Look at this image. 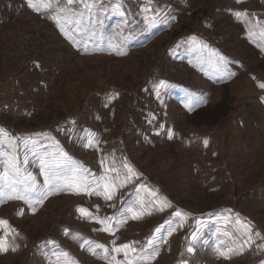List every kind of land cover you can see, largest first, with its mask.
<instances>
[{"label": "rangeland", "instance_id": "374dc122", "mask_svg": "<svg viewBox=\"0 0 264 264\" xmlns=\"http://www.w3.org/2000/svg\"><path fill=\"white\" fill-rule=\"evenodd\" d=\"M115 2L85 13V25L104 20L85 49L50 18L66 0L39 12L0 0V152L14 140L21 172L41 186V159L58 149L90 180L118 185L112 200L57 191L34 212L22 200L0 203L18 233L0 264H110L124 260L112 249L132 241L155 253L147 264H264V0H121L123 16ZM212 50L226 70L209 62ZM190 94L206 102L190 111ZM138 205L139 219L99 223ZM109 223L114 234L102 231Z\"/></svg>", "mask_w": 264, "mask_h": 264}, {"label": "snow or ice", "instance_id": "6c2138e0", "mask_svg": "<svg viewBox=\"0 0 264 264\" xmlns=\"http://www.w3.org/2000/svg\"><path fill=\"white\" fill-rule=\"evenodd\" d=\"M59 3V0H56ZM239 2V0H238ZM75 4H79L82 6L81 11H77L72 6ZM28 6L33 8V10L39 12L42 9H49L52 7V0H28ZM96 7V0H66L65 6L63 8L58 9V13L55 16L50 17L55 20L57 26L60 28V31L66 36V38L72 42L74 45L84 44L85 49L87 48V44L97 36L98 33H101L103 29L104 20L101 18V14L97 15V18L87 25L84 23L85 13L91 15L93 9ZM101 5V9H102ZM113 7L120 12L123 16L124 12L122 11V3L121 0H116ZM143 12H147V8L142 9ZM234 15L239 19L241 17H246V12L236 11ZM63 17V20H61ZM145 20L149 23V27L153 26L155 21H148V18L145 17ZM166 22V21H161ZM127 22L125 21V26ZM257 25L261 29V35L264 36V24H260L257 21ZM123 32V29H121ZM251 36V33H249ZM79 37V39H78ZM193 41L196 40L195 37L191 38ZM203 48H207L206 44L200 42ZM110 47H117L116 45H110ZM215 55V60L211 57L209 58V62L214 63V65L218 68H224L226 70V65L228 63L227 58L219 55L218 52L212 50ZM118 54H122L119 53ZM38 66V65H37ZM227 75H234V73L227 72ZM167 87V85L161 81L160 85L157 88V96L160 95V89ZM259 87L264 89V83H260ZM113 94L108 97L109 101L115 98ZM202 102H206L203 97L197 96L194 94H190L188 97V102L185 104L190 111L193 107L199 106ZM0 135L7 136L3 128H0ZM168 136L172 138V132L169 130ZM88 139V138H85ZM205 145L207 141L204 142ZM9 150H5L0 152V155L6 157L3 172L0 173V203L5 202L6 200H22L27 204L31 210L35 211V206L38 204H42L45 199L49 195L54 194L57 191H71L75 194L79 195L81 193L88 195H97L102 196L105 200H112L115 194V189L118 186L116 183H113L109 180L107 176L93 177L91 180L88 178V170L83 169L79 166L70 167L68 164V157L66 153H63L62 150H57L54 153L45 154V156L41 159V170L44 176L43 185H38L35 177L31 176V174L24 175L21 172L19 167V160L17 156V145L14 140H7ZM33 144L35 142L33 141ZM88 147L92 146V140L89 139V142L85 145ZM128 169V175L126 177L127 180H131L133 175H138L134 173V170L129 166L125 165ZM107 171V170H106ZM122 186V185H119ZM155 195V193H152ZM157 203H161L157 201ZM164 206H170L166 199L161 204L160 210H163ZM139 208V210H138ZM81 213H84L85 210L83 208L80 209ZM18 214H23L21 210ZM131 214L132 219H139L144 215L143 206L138 205L137 207H128L122 209L120 211V219L117 217H107L105 220H99V223L105 224V221H117L116 226L118 227L120 223H124L123 217H127ZM179 215V213H177ZM5 227L4 235L0 236V252H5L9 250V245L7 244V237L10 234H18L14 228H11L8 225V221L0 218V227ZM174 230V229H173ZM102 231L113 233L112 224H107ZM256 235H259L257 233ZM193 241H196V235L192 237ZM249 240H251V236L249 235ZM89 244H95L96 248L103 249L105 255L103 258L107 259L108 249L99 243L93 241H87ZM115 244V241H112ZM138 242L132 241L128 243H124L119 245L118 247H114L112 251L116 253H120L123 251L124 260H116V257L113 256L110 264H147V261L152 259L154 256V252L149 251L147 249L141 248L137 249L135 244ZM152 242H148L149 248H151ZM12 250H15L14 248ZM95 254L94 249H89ZM188 252H192L193 248L188 247ZM220 255L227 256L228 254L225 252H220ZM183 264V262H182Z\"/></svg>", "mask_w": 264, "mask_h": 264}]
</instances>
